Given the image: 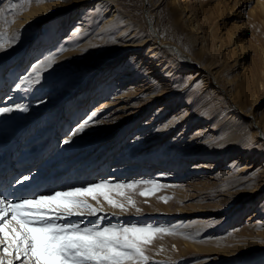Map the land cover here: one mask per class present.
Listing matches in <instances>:
<instances>
[{"label":"bare ground","instance_id":"6f19581e","mask_svg":"<svg viewBox=\"0 0 264 264\" xmlns=\"http://www.w3.org/2000/svg\"><path fill=\"white\" fill-rule=\"evenodd\" d=\"M162 1L165 2L162 18L166 21L164 27L168 37H163L154 26L157 22L158 5H153L151 0H145V23L149 30L146 34H141L131 26L127 12L121 8V0H77L62 8L55 4L49 9L46 6L41 11L30 13L24 16V20L15 26L12 33L8 32L0 38V45L17 41L15 48L6 50L5 56L0 58V107H10L14 113L0 124V147L4 142L7 150L13 149L18 138L33 133L31 131L35 127H43V130H37L26 141L33 143L34 139L39 138V151L29 153L13 163L8 157H0V196L18 201L35 198L36 194L47 195L54 193V190L66 191L68 187H82L93 182L107 181L109 186L117 178L137 173L140 168L143 172L135 181H147V175L154 171L156 175H160L158 179H169L167 175L178 172L179 168L185 169L184 174L187 177L202 174L212 178L221 175L225 181L233 184L242 178L256 180L264 176V112H259L264 106V98L261 101L256 99L249 111H244L243 101L239 100L240 97L244 99L247 91L241 83L245 79L243 66L252 54L251 49L242 42L244 29H241V21L253 20L257 16L264 17V0ZM219 9L226 11V14H222L223 20L235 19L231 28L235 31L241 29L238 37L229 34L230 29L224 33L233 39L227 53L236 50L230 65H225L224 60L218 57L220 46L215 45L214 52L209 54L207 32L213 27L205 30L201 23L208 11ZM245 9L247 12L243 13ZM46 20L53 21L43 28L41 40L40 33L32 28ZM70 29L72 32L65 34L60 46L61 49L68 50L65 54L69 58L75 60L77 57L79 62L76 63L74 76L82 77V80L69 93L73 96L77 89L83 86L87 88L84 87L86 89L80 93L79 104L72 119L67 122L66 111L72 101L60 99L59 92L45 101L38 99L42 98L43 92H50L48 90L51 85L59 89L61 78L45 76L49 58L52 63L57 60L53 56H57V47L47 57H44V51L54 48V33L62 35L65 30ZM174 36L181 37L185 46L173 39ZM112 43L117 47L116 56L122 57L127 53L133 55L122 65H115L111 73L112 64H118L113 59L115 56H110L107 50ZM80 54L81 57H78ZM37 64L41 65L37 70L39 83L30 82L23 89H16V76L24 74L30 66ZM89 66L92 67L87 69ZM102 67L105 69L99 71ZM233 70L237 72L234 77L237 78L241 90L234 87L231 78L226 75ZM177 72L188 74V85L171 87L169 83L174 82ZM29 73L32 75L34 72ZM122 73L136 77V80L126 79V75L121 76ZM148 74L158 76L159 89L165 88H161L159 92L154 91L152 85L156 84L155 80L148 77ZM118 76L120 79L116 81ZM32 78L34 81L36 74ZM140 78H144V81H139ZM96 80L98 88L94 89L92 87ZM170 88L172 90H168ZM192 88L200 91L206 89L205 91L219 97L226 94L230 96L229 103L232 107L225 106L218 117L221 129L217 142L210 135H206L204 128H198L193 135L186 137L190 131L187 128L193 123L194 113L187 111L183 93L191 95ZM34 93L36 96H33ZM94 94L96 95L92 98ZM33 99L36 101L31 103ZM22 108L27 110L22 111ZM62 109L64 112L61 114ZM150 112L153 114L145 119ZM92 113L96 115L92 116ZM5 114L7 113H0V117ZM207 115L210 116V113ZM242 117L249 119L255 147L243 148L245 152L234 158L237 152L231 150L229 144L240 138L237 134V122ZM15 120H18L16 126L20 127L13 126ZM85 120L88 121L86 127L83 131L76 132ZM62 126L63 130L60 132ZM180 127L183 130L168 140ZM73 132L76 134L72 135ZM65 140H69V143H64ZM239 144L240 140L236 145ZM154 148L160 151L164 149L169 153L179 150L180 155L170 158L168 163L142 161L149 159L150 155L147 154ZM195 150L201 151V154L195 153ZM220 155H223L220 161L214 159ZM218 169L222 171L215 175L210 174ZM24 177L29 179L24 180ZM225 195L224 197L229 198L227 209L230 204L239 200L232 192ZM253 203L246 205V208H253ZM232 211L240 216L245 212L241 207ZM198 214L208 213L201 211ZM245 222L244 239L247 235L254 241L264 239V203L254 213L249 214Z\"/></svg>","mask_w":264,"mask_h":264},{"label":"rangeland","instance_id":"374dc122","mask_svg":"<svg viewBox=\"0 0 264 264\" xmlns=\"http://www.w3.org/2000/svg\"><path fill=\"white\" fill-rule=\"evenodd\" d=\"M75 1L77 0H0V38L5 34L7 35L8 32L12 33L15 26H17L19 22L24 20V16L30 13L41 11L42 8H46V6H48L47 8L49 9L50 7H54L55 4H58V7L62 8V6H67ZM121 1L123 2V4H120L121 8L125 12H127L131 26L133 28H136L141 34L148 33L149 30L145 23V0ZM151 2L153 5H158V12L156 16L157 22L154 24V26L163 37H168L169 34L164 27L166 21L164 17L162 18L164 14L163 10L165 8V2H161V0H151ZM229 3L232 2L229 1ZM253 5L254 3L251 4V7H253ZM246 12L247 10L245 9L243 13ZM222 14H226V11H223L222 9L215 11L210 10L206 13L205 18H203V22H201L202 25H204L205 30H207L206 28L213 27L210 32H207V51L209 52V54H211L214 52L215 45L220 46L221 52H219L218 57L222 58V61L224 60L225 65H230L234 57V52L236 50L227 53L229 47L233 43V39H230V37L224 33L227 29H230L228 31L229 34L232 33L233 37H238L239 31H241V29H244L241 39L243 40L242 42L244 43V45L247 46V48L251 49L252 54L251 58L243 66L245 79L241 80V83L245 88H247V91L245 93L244 99L242 100V98L240 97L239 100L243 101L244 111H249V109L253 107L256 99L261 101L262 98H264V17L257 16L253 20H242V28L239 31H235V29L231 28V23H234L235 19L223 20ZM52 21L53 20H46L40 24H36L32 28L36 30V32L40 33V37H42L40 38L41 40H43V36H41V33H43V28ZM226 23H228V25H226ZM71 32L72 31L70 29L69 31L65 30L62 35H58L59 33H54L55 41L52 42V46H54V48H47L44 51V57H47V55L53 53L55 47H57V56L53 55L54 59L57 58V60L54 61L55 63L47 61L48 63L46 65H49V67L48 71L45 73V76L47 78H61L62 82L59 85V89H56L51 85L48 90L50 92H43L42 98L38 99L45 101L50 96H55L57 95V92H59L60 99L63 98L67 99L68 101H72V103H70L67 107L68 111L65 110L67 116H65L66 114L64 116L67 122L72 119V114L79 104L80 93L87 88V86H83L82 88L77 89L76 92H74L73 96L69 93V90L72 89V87H74L76 84L80 83V81L82 80V77L78 78L74 76L76 63L79 62L76 59L77 57L75 58V60L69 58L65 54V52L68 50L64 48L61 49L60 46L63 41L62 38H64L65 34H69ZM174 38L176 39V41H179L183 47L185 46L181 37L174 36L173 39ZM16 45L17 41L14 42V40L12 41V43L9 42L0 45L2 46L0 47V58L4 57L6 52L15 48ZM58 50H60V52H58ZM107 50L110 52V56L114 55L115 57L113 59L117 60L118 62V64L116 63V61L114 62L116 64H112L113 66L111 67V73L115 68V65H122L123 63L127 62V59L129 57L133 55V53H127L125 55L123 54L122 57L116 56L117 47L113 43L107 47ZM239 52L237 53V55L239 54ZM78 57H81V54ZM90 64L93 63L90 62ZM32 66H30V68L24 74H18L16 76L17 83L20 82L21 78L24 77H28L29 81H32V76L36 74L33 73L32 75H30L29 72L32 71ZM91 67L92 66H89L87 67V69ZM103 69L105 68L102 67L101 69H99V71ZM177 69L178 68L175 67L176 71H178ZM234 71L235 70L227 73L226 75L231 78L234 87H236L238 90H241L242 88L239 85V82H237V78L234 77L237 72ZM126 74L127 73H122L121 76H124ZM117 75H120V73H117ZM175 76L176 79L174 80V82L169 83L171 84V87L176 85V87H179L178 85L183 84L188 85V74L177 72L175 73ZM148 77H152L155 80L154 83L156 84L152 85V88L154 87V91L158 90L157 92H159L161 88L162 90L165 88L160 87L159 89V84L157 83L158 76H155L154 74H148ZM144 78H140L138 80L144 81ZM41 79L42 82H45V79ZM119 79V76L115 78L116 81ZM126 79L136 80V77L133 78L132 76L126 75ZM124 83L126 84L127 82ZM155 87H157L158 89H156ZM92 88H98V80H96ZM168 90H172V88ZM203 90L200 91L197 88H192L191 95L183 93V101L185 105H187L185 106L187 107V111L194 113V120L190 127L187 128L190 131L188 132L186 137L190 136L191 134L193 135L196 129L204 128V130L206 129V135H210L213 140L217 142L219 140L218 132L221 129V124L218 117L225 106L232 107L230 106L231 103H229L231 102V100L229 99L230 96L229 94H226L222 97H219L214 93L205 91L206 89ZM205 92L207 93V95ZM95 95L96 94H94L92 98H94ZM33 96H36V94L34 93ZM66 96L70 98H65ZM35 101L36 100L33 99L31 103ZM18 103L19 102H17V104ZM203 107L204 109H202ZM205 107L207 111H205ZM196 108L198 109L196 110ZM207 108H209V110ZM263 110L264 106L261 108V110H259V112L261 111L262 113L264 112ZM195 111L197 112V114ZM62 112H64V109L61 110V114ZM208 112L210 113V116L207 115L209 114ZM13 114V112H8L7 114L2 115L0 117V124L7 117L12 116ZM152 114L153 112H150L145 117V119ZM236 115L239 118L238 113H236ZM197 116H199V118H197ZM17 122L18 120H15L13 122V126L15 128L20 127L19 125L16 126ZM238 124L239 129L237 130V134L240 138L234 140L235 143L232 142V144H229L231 150L237 152V154L233 156L234 158L239 157L241 153L245 152L243 151V148L255 147V143L254 141H252L254 135L251 134L249 119L242 117V119L237 122V125ZM33 130L31 131L33 133H28L21 139L18 138V143H15L13 149L10 148L7 150V146H5L6 143L2 142V146L0 147V157H8L13 163L27 156V154L29 153L39 151V138L34 139L35 142L33 143H27L26 141L33 137L34 134H36L37 130H43V127L38 126ZM62 130L63 126L61 127L60 132H62ZM180 130L182 131L183 128H178L177 131L173 133V135L169 137L168 140L172 139L174 135H176ZM242 139L244 140L243 142ZM239 140L240 144L236 145ZM162 150L163 151H160L154 148L149 152V154H147L150 155L149 159H142V161L149 160L153 161L152 163L156 164L162 162L168 163L170 158H177L180 155L179 150L173 153H169V151H165L164 149ZM194 152L201 154V151L195 150ZM127 157H129V155ZM222 157L223 155H220L218 157H214V159H219L220 161ZM37 167L38 165L33 169L35 170V168ZM179 169L180 170L178 172H171L169 175H167L169 179L163 177L158 179L160 175H156V171H154L151 174L147 175V181H154L155 183L134 184L132 187H128V185L132 184L135 181L134 179L143 172L141 171L142 169L140 168L137 173L134 172L133 174L125 178L121 176L115 180L116 182L109 184V186L107 185L102 191L106 192L109 198L115 201L117 204L123 205V208L113 207L104 199V196L100 193H96V199H93L91 196H82L80 197V199L85 200L89 205L98 209L97 215H89L87 210H84V216H73L68 222H80L81 227L89 226L92 223H98L101 227L107 226L109 224H115L118 226L135 224L138 226L152 225L154 228L167 229L168 231L164 233L154 235L152 242L146 245L144 249L147 260L140 261L138 262V264L263 263L264 239L260 238V240L254 241V239H250L249 235H247V237H245L244 239L243 228L244 226H246L245 220L247 219V216L251 213H254V211H256V209H258L264 203V176L262 175V178L258 177L256 178V180H247V177L242 178L241 180L233 184L232 182L225 181L223 177H220L221 175L219 177H216L215 174H218V172L220 170L222 171V169H218L210 173L215 175L212 178L209 175L202 174H200L199 176L194 175L193 177H187L184 174L185 169ZM19 175H21L20 172ZM93 183H87L82 187H86L87 185ZM118 185L120 187H117ZM82 187L71 186L68 187L67 190L70 188ZM56 190L59 189L57 188ZM231 192L236 198L238 197L239 200L230 204L229 209H227V202L229 198L224 197V195ZM51 194H53V192ZM39 195L40 194H36L35 196ZM251 202H254L253 208H246V205H249ZM236 207H241V210L244 209L245 212H243L241 216L236 214L232 211ZM201 211L207 212L208 214H198ZM6 219H10V215L6 217ZM58 222L64 221L60 220ZM9 234L11 235V233ZM5 243H7V241ZM0 260H3L4 264H9V261H11V264H24V258L22 257L21 260L16 259L12 254L11 249L9 250V254L6 255L3 251V245H0Z\"/></svg>","mask_w":264,"mask_h":264},{"label":"snow or ice","instance_id":"6c2138e0","mask_svg":"<svg viewBox=\"0 0 264 264\" xmlns=\"http://www.w3.org/2000/svg\"><path fill=\"white\" fill-rule=\"evenodd\" d=\"M40 66H32L36 79L31 83H39L37 70ZM28 83L29 78L24 77L15 87L23 89ZM12 110L10 107H0V113ZM95 115L92 113V116ZM87 123L85 120L76 132L83 131ZM64 143H69V140ZM23 179L28 180L29 177ZM140 183L155 182L134 181L128 187ZM107 185V181H101L82 188H70L18 201L0 196V245H3L4 253L9 254L11 249L16 259L24 258V264H138L147 260L145 246L152 242L154 235L164 233L167 229L135 224L101 227L98 223L81 227L80 222H68L73 216H84V210L89 215H97L98 209L80 199L82 196L96 199V193H100L113 207L123 208V205L117 204L102 191ZM9 214L10 219H6ZM60 220L64 222H58ZM0 264H4L3 260H0Z\"/></svg>","mask_w":264,"mask_h":264}]
</instances>
